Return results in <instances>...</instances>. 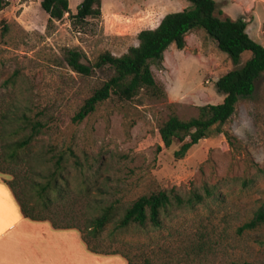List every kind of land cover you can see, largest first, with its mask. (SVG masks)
<instances>
[{
    "label": "rangeland",
    "instance_id": "374dc122",
    "mask_svg": "<svg viewBox=\"0 0 264 264\" xmlns=\"http://www.w3.org/2000/svg\"><path fill=\"white\" fill-rule=\"evenodd\" d=\"M41 1L8 0L0 10V164L45 181L58 155L64 156L68 194L42 213L59 225L83 228L101 252L90 264H264V222L239 230L264 210V73L220 132L214 128L178 158L177 140L158 149L160 125L171 114L190 119L200 106L222 102L216 81L236 67L203 28L187 34L184 49L171 45L162 63L152 64L163 93L144 88L131 100L113 94L82 121L74 115L113 70L104 66L80 74L65 53L81 50L85 63L105 51L121 55L139 43L140 30L156 27L165 14L190 2L102 0L99 16L78 21L67 14L49 22ZM82 1L70 0L73 13ZM216 1L217 15L244 17L248 33L264 45V0ZM251 55L244 51L240 65ZM36 121L42 132L15 162L13 143ZM0 176L11 178L1 171ZM172 188L185 198L198 192L204 199L193 206L172 205L159 227L119 228L112 221L98 237L87 235L86 218L103 207L116 205L117 219L141 195ZM30 193L40 202L35 189Z\"/></svg>",
    "mask_w": 264,
    "mask_h": 264
},
{
    "label": "trees",
    "instance_id": "16d2710c",
    "mask_svg": "<svg viewBox=\"0 0 264 264\" xmlns=\"http://www.w3.org/2000/svg\"><path fill=\"white\" fill-rule=\"evenodd\" d=\"M188 1L190 2L188 7L165 14L156 27L140 30L138 33L139 43L130 46L121 55L105 51L94 63H85L82 60L84 54L81 50L68 49L66 51L67 63L80 74L90 75L96 68L104 66H109L113 70L111 77L85 99L74 115V121L84 120L96 110L100 102L105 101L113 94L121 99L131 100L144 88L151 90L154 94L163 93L162 87L156 81L152 64H161L166 50L171 45H175L178 49H184L187 45V34L195 29L203 28L216 41L219 49L229 55L236 67L220 76L216 81L218 91L224 94L222 102L200 106L198 115L190 119H182L176 114H171L160 125L159 134L163 145H158V149L168 148L177 140L181 145L175 151V156L182 158L193 145L201 139L209 137L214 128L217 132L221 131L220 126L234 114L239 99L250 97L254 93L256 80L264 73V45L248 33V22L244 17L232 19L231 17L221 18L217 15L218 2L216 0ZM7 4L8 0H0V10ZM41 7L49 14V22L62 20L67 14L78 21H84L88 17L101 15L102 0H83L75 13L71 10L70 0H42ZM244 51H250L252 55L240 65ZM30 125L31 132L13 143L11 156L16 159L15 162L23 159L20 152L27 149L44 128L39 121L32 122ZM63 162L64 156L58 155L55 159L56 166L46 176L45 181L29 180L27 176L30 172H27L26 176L20 175L17 171L18 167L9 170L0 164V171L11 175L6 183L25 217L38 221L50 220L55 228H77L82 232L88 249L94 253H101L91 245L83 228L76 225H59L54 219H49L42 213V210L49 209L54 205L56 200H64L68 194L67 187L63 183L65 180ZM32 189L36 190L40 202L33 201L30 193ZM203 199L204 196L198 192L185 198L174 188L159 190L138 197L117 219H115L118 211L116 205L109 204L103 207L96 216L86 218L84 229L88 230L87 235L95 238L112 221H116L119 228L148 223L159 227L162 225L163 213L167 212L172 205L193 206L202 202ZM39 206H42L41 209ZM263 222L264 210H260L239 230L252 229ZM234 264L251 263L235 262Z\"/></svg>",
    "mask_w": 264,
    "mask_h": 264
},
{
    "label": "crops",
    "instance_id": "0c3cea01",
    "mask_svg": "<svg viewBox=\"0 0 264 264\" xmlns=\"http://www.w3.org/2000/svg\"><path fill=\"white\" fill-rule=\"evenodd\" d=\"M94 254L79 229L25 217L0 176V264H90Z\"/></svg>",
    "mask_w": 264,
    "mask_h": 264
}]
</instances>
